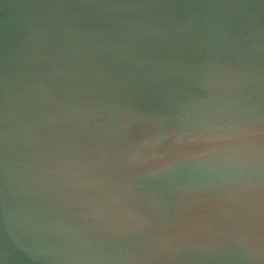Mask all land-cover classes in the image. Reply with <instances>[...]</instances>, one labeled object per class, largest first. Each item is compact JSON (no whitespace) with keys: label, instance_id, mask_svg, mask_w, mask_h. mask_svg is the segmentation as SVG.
<instances>
[{"label":"water","instance_id":"water-1","mask_svg":"<svg viewBox=\"0 0 264 264\" xmlns=\"http://www.w3.org/2000/svg\"><path fill=\"white\" fill-rule=\"evenodd\" d=\"M0 264H264V0H0Z\"/></svg>","mask_w":264,"mask_h":264}]
</instances>
